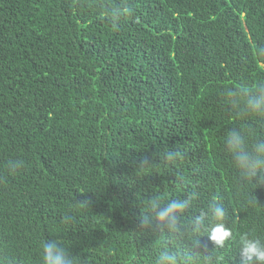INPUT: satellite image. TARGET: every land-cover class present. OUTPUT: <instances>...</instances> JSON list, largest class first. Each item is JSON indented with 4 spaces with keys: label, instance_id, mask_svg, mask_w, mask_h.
I'll use <instances>...</instances> for the list:
<instances>
[{
    "label": "trees",
    "instance_id": "obj_1",
    "mask_svg": "<svg viewBox=\"0 0 264 264\" xmlns=\"http://www.w3.org/2000/svg\"><path fill=\"white\" fill-rule=\"evenodd\" d=\"M260 84L264 0H0V264H42L45 240L74 264H240L264 185L225 140L264 139L242 106ZM154 196L194 198L176 229L142 228ZM214 200L222 247L192 226Z\"/></svg>",
    "mask_w": 264,
    "mask_h": 264
},
{
    "label": "clouds",
    "instance_id": "obj_2",
    "mask_svg": "<svg viewBox=\"0 0 264 264\" xmlns=\"http://www.w3.org/2000/svg\"><path fill=\"white\" fill-rule=\"evenodd\" d=\"M228 97L231 106H241V100L234 90H229ZM242 106L246 115L264 118V84L258 85L256 91L243 100ZM225 148L244 181L264 185V139L249 144L241 130L232 129L227 134ZM178 155V151L169 150L165 157L168 160H175ZM19 167L21 164L11 166L9 170L15 171ZM193 198L194 196H189L163 202L158 196L152 197L148 201V211L140 219V226L149 229H176ZM225 215V208L214 200L208 212L202 211L192 221L194 233L204 228L208 239L216 247H222L225 241L232 237L231 230L223 222ZM195 244L198 245L199 241L196 240ZM41 255L42 264H74L73 257L57 240H45L41 247ZM239 256L240 264H264V240L242 236ZM193 259L192 256L186 258L188 264ZM157 264H177V259L173 253L164 251L160 254Z\"/></svg>",
    "mask_w": 264,
    "mask_h": 264
}]
</instances>
